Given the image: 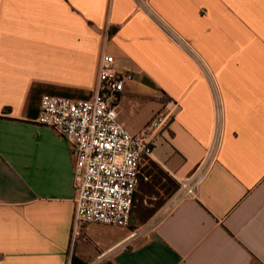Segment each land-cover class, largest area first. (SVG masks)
I'll use <instances>...</instances> for the list:
<instances>
[{"label":"crops","instance_id":"obj_1","mask_svg":"<svg viewBox=\"0 0 264 264\" xmlns=\"http://www.w3.org/2000/svg\"><path fill=\"white\" fill-rule=\"evenodd\" d=\"M104 54L131 76L116 107L129 133L178 104L136 206L163 197L155 167L180 184L203 159L214 88L223 143L196 198L73 240L70 145L35 120L45 93L91 99ZM0 264H264V0H0Z\"/></svg>","mask_w":264,"mask_h":264},{"label":"built area","instance_id":"obj_2","mask_svg":"<svg viewBox=\"0 0 264 264\" xmlns=\"http://www.w3.org/2000/svg\"><path fill=\"white\" fill-rule=\"evenodd\" d=\"M164 30L188 52V43L179 39L163 22ZM111 55L101 57L98 81L91 99H71L45 94L35 122L54 130L70 145L73 159V186L76 193L72 239L81 236L90 223L127 228L135 208L140 166L152 155L155 141L175 120L178 104L166 105L143 130L129 133L118 121L117 103L131 76L114 68ZM215 123L211 142L195 170L180 181L168 201L170 209L196 198L198 190L219 160L224 113L214 88ZM146 180V178H145Z\"/></svg>","mask_w":264,"mask_h":264},{"label":"trees","instance_id":"obj_3","mask_svg":"<svg viewBox=\"0 0 264 264\" xmlns=\"http://www.w3.org/2000/svg\"><path fill=\"white\" fill-rule=\"evenodd\" d=\"M39 93L38 88H34L31 94L30 98V108L33 105V102L35 101L36 95ZM151 180L155 183L161 186V190L163 193V197L161 200H158L154 203L151 210H149V215H153L160 207H162L165 202L168 200V198L174 194L178 188L179 184H177L165 171H163L160 167H155V173L151 176ZM160 194V193H159ZM135 213V210H133V214Z\"/></svg>","mask_w":264,"mask_h":264},{"label":"rangeland","instance_id":"obj_4","mask_svg":"<svg viewBox=\"0 0 264 264\" xmlns=\"http://www.w3.org/2000/svg\"><path fill=\"white\" fill-rule=\"evenodd\" d=\"M45 94H47V93H45ZM38 98H36V100H39L40 101V98H41V95H38L37 96ZM162 199V197L160 196L159 197V200H161ZM137 204H135V206H136ZM149 208H147V209H143V208H139V206H136L135 208H134V210H135V214H136V221L138 220V217L141 215V216H143V215H147L148 214V212H149V210H148ZM137 224V226H138V222L136 223Z\"/></svg>","mask_w":264,"mask_h":264}]
</instances>
